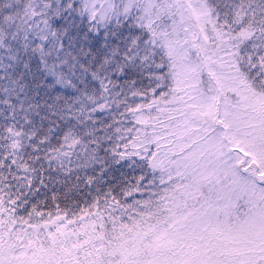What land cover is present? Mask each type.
<instances>
[{
	"label": "snow or ice",
	"instance_id": "1",
	"mask_svg": "<svg viewBox=\"0 0 264 264\" xmlns=\"http://www.w3.org/2000/svg\"><path fill=\"white\" fill-rule=\"evenodd\" d=\"M0 264H264V0H0Z\"/></svg>",
	"mask_w": 264,
	"mask_h": 264
}]
</instances>
